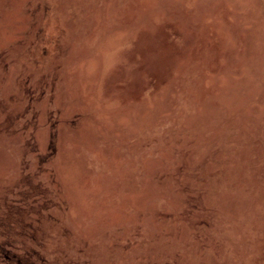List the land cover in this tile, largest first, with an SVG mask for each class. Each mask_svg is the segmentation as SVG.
<instances>
[{"label":"rangeland","instance_id":"374dc122","mask_svg":"<svg viewBox=\"0 0 264 264\" xmlns=\"http://www.w3.org/2000/svg\"><path fill=\"white\" fill-rule=\"evenodd\" d=\"M0 244L264 264V0H0Z\"/></svg>","mask_w":264,"mask_h":264},{"label":"trees","instance_id":"16d2710c","mask_svg":"<svg viewBox=\"0 0 264 264\" xmlns=\"http://www.w3.org/2000/svg\"><path fill=\"white\" fill-rule=\"evenodd\" d=\"M46 262V259L40 258L38 249L20 252L16 246L0 244V264H46Z\"/></svg>","mask_w":264,"mask_h":264}]
</instances>
